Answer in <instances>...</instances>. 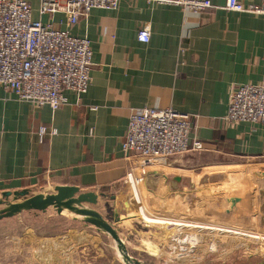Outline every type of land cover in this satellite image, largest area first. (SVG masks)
<instances>
[{"label":"crops","instance_id":"obj_1","mask_svg":"<svg viewBox=\"0 0 264 264\" xmlns=\"http://www.w3.org/2000/svg\"><path fill=\"white\" fill-rule=\"evenodd\" d=\"M27 1L33 19L89 40L92 67L87 90L79 97L65 90L67 102L57 108L18 100L0 87V197L3 192L24 190L53 193L57 185L93 192L97 203L91 207L114 223L129 251L130 230L137 231L131 189L138 199L139 189L128 183L129 161L121 141L132 111L170 107L188 115L191 135L212 155L264 158V124L230 123L224 118L232 87L257 83L264 76L261 15L223 8L197 13L168 2L121 0L116 9L93 8L68 27L62 13L39 15V0ZM211 1L222 5L225 0ZM144 26L150 30L148 41L137 38ZM41 127L45 132L40 136ZM165 161L153 168L180 175L191 172ZM146 173L134 168L132 175L142 178ZM140 194L145 203L141 211L155 213L141 186ZM162 216L174 220L170 214ZM69 218L82 235L75 243H107L113 250L112 264H124L111 238L80 216ZM174 221L195 222L179 217ZM197 223L183 226H205ZM140 237L138 241H143L144 234ZM110 254L102 251L96 264H110Z\"/></svg>","mask_w":264,"mask_h":264},{"label":"rangeland","instance_id":"obj_2","mask_svg":"<svg viewBox=\"0 0 264 264\" xmlns=\"http://www.w3.org/2000/svg\"><path fill=\"white\" fill-rule=\"evenodd\" d=\"M166 160L191 172L180 175L154 170L142 177L139 187L155 213L141 211L140 192L138 199L131 189L137 231L130 230V254L139 256L144 264H252L264 260V158L216 157L193 151ZM128 180L137 191V181ZM62 211L63 215H57L49 207L45 214L28 211L0 219V264H96L102 251H113L109 244L97 241L67 243L81 234L69 218L74 214ZM163 214L195 221L184 224L205 226L147 220ZM141 234L144 240L138 241ZM111 245L116 251L115 244ZM109 257L112 264L113 256ZM118 260L123 263L120 256Z\"/></svg>","mask_w":264,"mask_h":264},{"label":"built area","instance_id":"obj_3","mask_svg":"<svg viewBox=\"0 0 264 264\" xmlns=\"http://www.w3.org/2000/svg\"><path fill=\"white\" fill-rule=\"evenodd\" d=\"M120 1L39 0L38 13L50 16L62 13L69 27L91 9H116ZM153 1L176 4L197 13L223 8L264 17V0L258 3L225 0L222 5L211 0ZM149 36L148 27L138 30L140 41H148ZM91 54L86 37L75 36L68 28L60 29L33 19L27 0H0V87L12 92L18 100L57 108L67 102L65 90H71L79 97L89 84ZM224 118L230 123L264 124V76L257 83L232 87ZM192 130L188 115L170 107H144L132 111L121 141V151L129 161L128 177L132 176L134 168L144 174L171 155L205 151L204 143L191 135ZM44 132V127L38 131L40 136ZM133 179L138 181L136 175Z\"/></svg>","mask_w":264,"mask_h":264},{"label":"water","instance_id":"obj_4","mask_svg":"<svg viewBox=\"0 0 264 264\" xmlns=\"http://www.w3.org/2000/svg\"><path fill=\"white\" fill-rule=\"evenodd\" d=\"M54 190L55 192L46 194H29L26 190L3 192L0 197V219L12 217L24 211L44 212L49 207H53L57 213H61L64 209L72 212L74 216H80L85 224L93 226L101 235L111 238L124 264H144L129 253L114 223L91 207L97 203V194L90 191L81 192L74 185H57ZM81 238L82 235H79L77 242ZM67 243H75V241L68 239ZM252 264H264V260Z\"/></svg>","mask_w":264,"mask_h":264},{"label":"bare ground","instance_id":"obj_5","mask_svg":"<svg viewBox=\"0 0 264 264\" xmlns=\"http://www.w3.org/2000/svg\"><path fill=\"white\" fill-rule=\"evenodd\" d=\"M154 170H156V171H163L162 169H160V168H152V171H154ZM130 179H133V175L131 176V177H129ZM137 179H138V181H137V185H138V187H139V184L141 183V181H142V178L140 177V175H137ZM139 192H140V187H139ZM141 195V194H140ZM142 197V196H141ZM144 202V201H143ZM142 202V203H143ZM141 206H142V204H141ZM145 207V206H144ZM143 211V210H142ZM144 215V214H143ZM142 215V216H143ZM153 216H155V215H153ZM149 217V216H148ZM157 219H153V218H147V217H145V218H147V220H149V221H153V222H155V221H158V222H163V223H166V224H174V223H176V221H174L173 219H169V218H165V217H158V216H155ZM146 220V221H147Z\"/></svg>","mask_w":264,"mask_h":264}]
</instances>
